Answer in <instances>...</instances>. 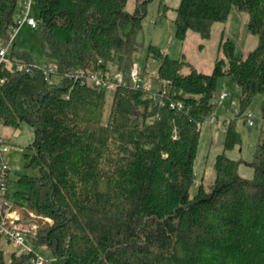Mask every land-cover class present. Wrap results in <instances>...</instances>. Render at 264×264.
Returning <instances> with one entry per match:
<instances>
[{"label":"trees","instance_id":"16d2710c","mask_svg":"<svg viewBox=\"0 0 264 264\" xmlns=\"http://www.w3.org/2000/svg\"><path fill=\"white\" fill-rule=\"evenodd\" d=\"M19 1L0 0V39H12ZM151 1L136 0L130 14L129 0H34L55 81L41 70L1 65L0 123L34 128L25 166L37 175H19L27 190L15 192L13 202L52 222L39 227L31 253L12 254L9 262L0 235V264H33L36 249L65 264H264V125L253 179L240 177L238 163L225 154L241 141L231 121L215 183L209 190L200 183L191 197L200 130L216 114L219 80L227 76L241 89L246 121L245 109L264 94V0H181L178 40L188 31L209 38L212 25L226 22L235 7L248 14L258 47L239 58L227 41L226 59L212 74L192 67L183 74L188 62L151 45L165 105L145 98L146 88L119 87L104 123L106 91L75 75L110 76L115 62L118 72L130 71ZM56 29L67 32L65 42L56 41ZM9 59L33 65L27 54L13 52ZM177 102L182 109L170 106Z\"/></svg>","mask_w":264,"mask_h":264},{"label":"rangeland","instance_id":"374dc122","mask_svg":"<svg viewBox=\"0 0 264 264\" xmlns=\"http://www.w3.org/2000/svg\"><path fill=\"white\" fill-rule=\"evenodd\" d=\"M180 3L181 0H152L147 6V14L142 21V29L137 34L138 50L133 53L132 62L139 65L144 86L150 92L156 93L162 90L164 86V82L158 77L160 62L149 54L151 45L159 47L163 53L172 59H183L188 62L190 66L184 68L183 74H188L191 67L201 73L212 74L216 62L226 59L224 46L227 41H231L235 45V55L239 58H246L259 45V37L248 31V14L235 7L232 8L230 17L226 22H216L212 25L209 38H203L199 33L188 31L184 41L178 40L175 36V20L176 9ZM135 9L136 0H129L126 7L127 12L133 14ZM19 12L20 6L17 9V17ZM31 17L36 21L38 20V10L34 5L31 10ZM54 34L58 43H63L67 39V32L63 29H56ZM11 36L13 38V33ZM0 42L4 47L9 45V56L13 52L27 54L35 66L46 67L50 64L47 56L49 48L43 46L38 30L32 29L26 24L20 28L11 43L3 39H0ZM109 68L110 76L118 73L116 62L110 63ZM119 72L128 76L129 71L124 72L123 68ZM106 93L108 97L103 117L104 123L108 121L112 105V96L108 92ZM222 93L229 94V97L221 101L219 96ZM240 94L241 89L229 77L226 76L219 80L218 92L214 99L218 104L216 114L207 120L200 130L194 167L195 184L191 190L192 198L197 193V187L200 183H203L208 190L215 183L217 176L216 158L224 152L225 128L231 121L234 122L235 131L239 134L241 141L234 149L226 150L225 154L238 163L237 174L240 177L249 180L254 178L255 170L252 163L264 125V94H257L245 109L247 120L253 121V126H249L248 121L240 115ZM34 132V128L27 123H23L18 129L0 123V138H4L10 144V150L4 159L10 170L8 195L11 201L15 199V192L27 190L26 186L17 182L19 175H37V171L29 170L25 166V154L29 152L28 147L33 142ZM16 209L23 219L34 221L38 227L46 222H52L34 212L25 211L22 207L17 206ZM27 246L34 249L31 240L27 242ZM1 249L9 262L11 255L16 251L15 247L2 239ZM36 251L48 264H65L46 249H36Z\"/></svg>","mask_w":264,"mask_h":264},{"label":"built area","instance_id":"2783aa9c","mask_svg":"<svg viewBox=\"0 0 264 264\" xmlns=\"http://www.w3.org/2000/svg\"><path fill=\"white\" fill-rule=\"evenodd\" d=\"M20 12L16 19V26L13 30V38H15L23 25H28L32 29L37 28V21L31 17V10L34 5V0H20ZM13 38L9 41L12 42ZM9 45L4 47L0 42V66L9 65L13 66L15 71L24 69L26 72H30L33 69L41 70L49 83H53L54 80V68L39 67L33 65H26L18 62H11L8 57ZM69 76V75H66ZM74 77V76H72ZM75 77L81 78L85 83H89L94 87L100 88L108 92L112 97L115 91L119 87L130 88L134 90H144L143 77L140 73V67L138 64H133L132 68L128 72V76L125 73L118 72L112 76H105L101 73L78 71ZM145 98H152L155 102L160 105H165L166 85L164 84L163 89L154 93L146 90ZM229 97V94L222 93L219 96L221 101ZM171 107L177 106L182 109L183 105L181 102L170 103ZM217 120L216 118H214ZM249 126H253V121L247 120ZM10 144L4 139L0 138V235L8 244L15 247L16 251L14 254L23 255L31 253L33 248L27 246L29 240L38 232V224L31 220L23 219L20 212L16 209L13 201L10 200L8 195V178H9V165L5 161L4 156L9 152ZM33 264H48L39 254L34 260Z\"/></svg>","mask_w":264,"mask_h":264}]
</instances>
